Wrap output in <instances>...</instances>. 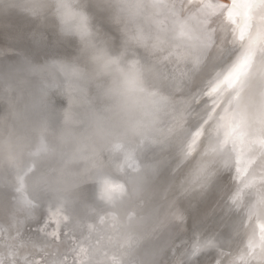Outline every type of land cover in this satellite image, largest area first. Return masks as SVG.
<instances>
[{
	"label": "snow or ice",
	"instance_id": "6c2138e0",
	"mask_svg": "<svg viewBox=\"0 0 264 264\" xmlns=\"http://www.w3.org/2000/svg\"><path fill=\"white\" fill-rule=\"evenodd\" d=\"M12 9L40 21L58 17L64 33L92 45L89 17L74 0H56L54 6L0 0V15ZM120 11L128 38L135 44L127 61L129 72H124L120 60H108L105 76L97 77L93 86L84 63L58 65L59 72L74 81L66 89L69 109L87 105L94 113L107 112L115 99L146 117L135 122L134 141L107 147V167L94 172L85 169L78 181L99 186L98 199L104 209L96 217L107 230L73 217L70 209L76 197L47 182H35L42 174L37 175L41 164L54 157H67L77 169L79 160L90 159L71 134L50 140L47 125L41 123L29 158L19 171L0 178V218L8 225L7 238L0 245V264H127L140 242L133 243L136 226L120 220L116 210L140 192L145 177L144 173L126 175L127 168L134 173L142 169L130 163L133 152L125 149L146 141L173 140L181 147L183 161L192 162L201 188L211 182L217 166L234 169L239 181L231 203L244 217L233 242L224 248L211 240L197 244L192 257L202 248H218L215 264H264V0H121ZM111 73L121 75L118 86L108 79ZM34 74L35 69H17L6 80L0 73V95L12 99L13 92ZM92 87L95 97L90 95ZM74 123L87 126L84 119ZM117 153H124L120 162L111 158ZM6 187L28 209L38 207L36 197L41 193L54 197L47 217L35 227L37 237H25L27 219L14 223L8 218ZM172 218L184 219L178 212Z\"/></svg>",
	"mask_w": 264,
	"mask_h": 264
},
{
	"label": "water",
	"instance_id": "95a60500",
	"mask_svg": "<svg viewBox=\"0 0 264 264\" xmlns=\"http://www.w3.org/2000/svg\"><path fill=\"white\" fill-rule=\"evenodd\" d=\"M87 12L92 27L111 38L114 49L118 50L122 37L118 26L111 20V12L91 3L87 6ZM0 35V73L4 74L6 80L17 69L36 70V74L29 77L28 84L13 92L12 99L23 98L28 103L27 123H45L49 129V139L52 140L63 127V115L69 107L66 89L74 82L59 72L58 65L83 63L79 39L75 34L64 33L55 17L49 16L40 21L19 9L0 15ZM3 51H11L12 56H6ZM43 69H48L49 74ZM89 91L91 96H96L95 87ZM96 104L99 107L98 99ZM7 111V102L0 103V114ZM128 150L133 152L134 158L130 163H138L142 172L134 173L127 168L126 175L144 173L145 179L140 192L116 210L120 220L136 226L132 233L133 243L140 242L127 257V264H161V257L163 264H215L218 248H202L195 257L191 253L197 244L204 245L210 240L219 248L228 247L233 242L234 232L239 229L244 217L243 211L231 203V196L239 183L235 179L234 169L217 166L211 182L201 188L196 183L192 162L183 161L181 147L175 140L167 143L146 141L140 147H126L125 151ZM111 158L120 162L124 153H117ZM55 163H42L37 175ZM182 168L186 169L184 173ZM3 192L4 210L9 214L8 218L14 223L17 219H27L28 227L24 234L37 237L39 234L35 227L47 217V208L54 203L52 194L41 193L36 197L38 207L28 209L11 187H6ZM98 193L99 186L95 182L83 184L78 189L70 212L81 221H91L107 230L106 226L99 225L96 217V213L104 209ZM176 212L184 217L182 221L172 218ZM7 228L5 220L0 218V239L7 238ZM167 235H174L175 239H181V243L173 242V236L167 238Z\"/></svg>",
	"mask_w": 264,
	"mask_h": 264
},
{
	"label": "clouds",
	"instance_id": "9594fccd",
	"mask_svg": "<svg viewBox=\"0 0 264 264\" xmlns=\"http://www.w3.org/2000/svg\"><path fill=\"white\" fill-rule=\"evenodd\" d=\"M11 3H32L37 6H54L56 0H10ZM79 10L89 17L87 6L96 4L102 9L111 12L112 22L118 26L121 33L119 49H114L111 38L105 36L100 30L92 27V45L86 46L80 40V56L86 69V77L93 80V86L97 77L105 76L104 64L108 60H120L124 72L131 70L129 60L130 53L135 47L133 41L128 38L126 20L120 11L121 0H74ZM55 17V16H53ZM58 20V17H55ZM79 39V38H78ZM147 76L148 70L144 69ZM112 86H118L121 81L119 73H111L108 77ZM7 102L8 111L0 114V178L9 177L19 171L24 162L29 158L30 151L35 146L36 133L39 125L27 123L28 103L20 99H8L0 95V103ZM94 102H96L94 100ZM111 110L94 113L88 106H73L65 110L63 115V127L54 135L59 139L62 135L71 134L74 142L84 150V155L90 157L87 160H79L80 168H74L68 163L67 157H54L51 161L56 163L47 168L41 175L35 177V182H47L48 184L65 190L69 197H76L78 189L85 183H78L85 169L94 172L99 167L108 166L107 147L118 141L132 142L136 139L137 132L135 122L146 119L139 109L129 108L115 99L111 100ZM84 119L87 126L81 128L74 121Z\"/></svg>",
	"mask_w": 264,
	"mask_h": 264
},
{
	"label": "bare ground",
	"instance_id": "6f19581e",
	"mask_svg": "<svg viewBox=\"0 0 264 264\" xmlns=\"http://www.w3.org/2000/svg\"><path fill=\"white\" fill-rule=\"evenodd\" d=\"M6 36H8V35H6ZM1 37H2V36L0 35V39H1ZM9 52L11 53V51H3V53H5L6 56L11 57V56H12V53H11V55H10ZM39 58H40V57H39ZM38 62H42V61L39 60ZM35 123L38 124V122H35ZM184 170H186V169H183V168H182L183 173H184ZM179 204L181 205V203H179ZM28 236H32V235H30V234H25V237H26V238H27ZM171 236H173L172 238L175 239V236H174V235H167L166 237L169 238V237H171ZM173 239H168V240H173ZM1 241H3V240L0 239V242H1ZM174 241H176L175 243H178V244L181 243V239H175V240H173V242H174ZM177 248H181V246H180V247L177 246ZM160 262H161V264L164 263V262H162V257H161V261H160Z\"/></svg>",
	"mask_w": 264,
	"mask_h": 264
}]
</instances>
